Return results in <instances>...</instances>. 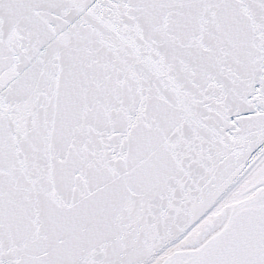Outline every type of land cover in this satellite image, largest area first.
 Masks as SVG:
<instances>
[{
    "label": "snow or ice",
    "instance_id": "6c2138e0",
    "mask_svg": "<svg viewBox=\"0 0 264 264\" xmlns=\"http://www.w3.org/2000/svg\"><path fill=\"white\" fill-rule=\"evenodd\" d=\"M0 264H264V0H0Z\"/></svg>",
    "mask_w": 264,
    "mask_h": 264
}]
</instances>
